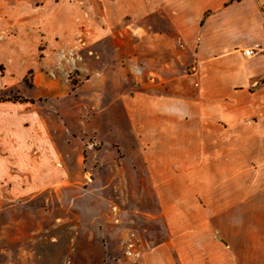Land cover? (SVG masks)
I'll return each instance as SVG.
<instances>
[{
    "label": "crops",
    "instance_id": "crops-1",
    "mask_svg": "<svg viewBox=\"0 0 264 264\" xmlns=\"http://www.w3.org/2000/svg\"><path fill=\"white\" fill-rule=\"evenodd\" d=\"M122 3L114 11L120 20L130 0ZM140 13L141 36L122 52L112 39L95 43L109 70L123 62L131 84L108 98L119 116L93 119L95 137L111 144L96 162L63 137L55 148L51 129L37 135L19 119L0 122V131L9 130L0 134V264H104L105 255L111 264H132L119 260L127 218L144 238L135 264H264V0L141 1ZM92 164L95 173L86 169ZM116 178L124 219L101 230ZM53 199L59 228H34L50 216L45 205ZM72 204L92 227L76 228L70 245ZM101 237L108 246L99 261L93 243Z\"/></svg>",
    "mask_w": 264,
    "mask_h": 264
},
{
    "label": "rangeland",
    "instance_id": "rangeland-1",
    "mask_svg": "<svg viewBox=\"0 0 264 264\" xmlns=\"http://www.w3.org/2000/svg\"><path fill=\"white\" fill-rule=\"evenodd\" d=\"M141 1L150 4L162 0H130V9L123 12L121 20L114 11L123 6V0H0V122L19 119L24 128H32L37 135H43L44 128L51 129L55 148L59 147L55 140L63 137L62 142L67 141L69 149H81L87 152L85 161L96 162L99 159L96 152L101 148L110 149L111 144L103 147L95 137L93 119L99 115L119 116L118 109L108 106L111 100L108 98L121 93L123 84H129V79L125 78L123 62L119 59L112 61L111 70L107 68L95 43L109 38L115 42L116 52H122L127 40L138 39L146 21L140 16ZM54 8L59 11L55 12ZM153 19H156L155 14L147 15L148 21ZM111 20L113 24L118 22L117 27L111 28ZM131 82V92L139 90L138 78ZM35 116L46 124L28 125V120ZM7 132L9 130H2L0 134ZM112 147L118 148L117 145ZM7 159L11 162L12 158ZM92 165L86 169L95 173L99 168ZM23 168H27L26 164ZM21 175L27 174L21 172ZM59 181L53 173V198L60 196ZM68 186V197L73 198L75 188ZM119 186V179H114L113 202L109 215H101V230L111 229L124 219L123 190ZM55 201L52 200V205L47 202L45 206L50 216L45 217V221L38 220L34 228H43L44 223L53 231L59 228L61 215ZM68 207L66 226L71 245L76 243V228H91L92 225L88 219L77 218L75 204ZM62 219L66 220L63 214ZM123 223L127 226L124 228L126 235L122 233L118 238L119 260L127 259L135 264L137 259L133 256L140 251L144 238L130 218ZM52 235V239H56V234ZM26 239H31V233ZM93 244L102 261L101 252L108 246L107 241L101 237ZM127 249L132 251L131 256L126 254ZM108 259L105 255L104 264H111Z\"/></svg>",
    "mask_w": 264,
    "mask_h": 264
},
{
    "label": "built area",
    "instance_id": "built-area-1",
    "mask_svg": "<svg viewBox=\"0 0 264 264\" xmlns=\"http://www.w3.org/2000/svg\"><path fill=\"white\" fill-rule=\"evenodd\" d=\"M243 55H244L245 57H250V56L253 55V50H251V49H245V50H243ZM130 247H131V245H130ZM130 247H129V248H130ZM126 254H127V255H130V251H127Z\"/></svg>",
    "mask_w": 264,
    "mask_h": 264
}]
</instances>
